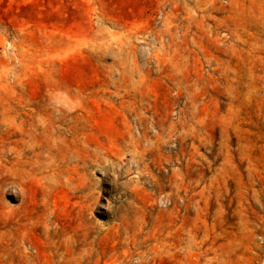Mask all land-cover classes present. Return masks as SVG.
I'll list each match as a JSON object with an SVG mask.
<instances>
[{
  "label": "rangeland",
  "instance_id": "obj_1",
  "mask_svg": "<svg viewBox=\"0 0 264 264\" xmlns=\"http://www.w3.org/2000/svg\"><path fill=\"white\" fill-rule=\"evenodd\" d=\"M0 264H264V0H0Z\"/></svg>",
  "mask_w": 264,
  "mask_h": 264
}]
</instances>
